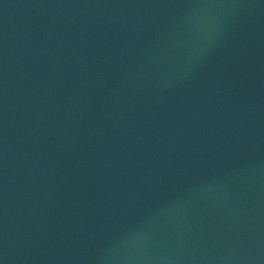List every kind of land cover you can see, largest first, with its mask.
Listing matches in <instances>:
<instances>
[{
  "label": "water",
  "instance_id": "obj_1",
  "mask_svg": "<svg viewBox=\"0 0 264 264\" xmlns=\"http://www.w3.org/2000/svg\"><path fill=\"white\" fill-rule=\"evenodd\" d=\"M0 264H264V0H0Z\"/></svg>",
  "mask_w": 264,
  "mask_h": 264
}]
</instances>
